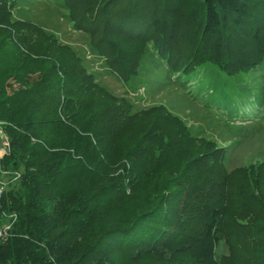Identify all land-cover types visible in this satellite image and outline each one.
Here are the masks:
<instances>
[{
    "label": "trees",
    "instance_id": "trees-1",
    "mask_svg": "<svg viewBox=\"0 0 264 264\" xmlns=\"http://www.w3.org/2000/svg\"><path fill=\"white\" fill-rule=\"evenodd\" d=\"M16 1L0 0V122L9 144L0 168L18 175L0 192V228L11 216L0 264H116L121 249L131 259L155 250L227 264L217 253L230 207L227 182L242 171L228 173L224 150L162 106L134 111L113 96L53 34L11 21ZM61 5L72 29L121 80L136 73L149 42L172 74L190 76L204 64L226 76L264 69V0ZM190 38L191 50L184 46ZM8 79L18 85L9 92ZM157 163L169 167L160 192L145 210H125L126 191L151 180ZM194 172L202 177L191 178Z\"/></svg>",
    "mask_w": 264,
    "mask_h": 264
},
{
    "label": "rangeland",
    "instance_id": "rangeland-1",
    "mask_svg": "<svg viewBox=\"0 0 264 264\" xmlns=\"http://www.w3.org/2000/svg\"><path fill=\"white\" fill-rule=\"evenodd\" d=\"M61 3L62 0H17L10 19L32 22L56 36L60 44L71 48L82 59L100 86L128 102L134 111L162 106L181 120L191 134L222 148L226 171L242 173L235 172L228 177L230 207L222 220L223 239L217 253L227 264H264V208H260L261 204L264 205V69L257 68L247 75L226 76L216 67L204 64L190 76L172 74L164 61L154 54L149 42L136 73L121 80L93 54L85 34L72 29ZM191 40L184 45L190 50ZM238 44L242 45V41ZM128 57L129 53H123L122 58L127 60ZM7 84L10 86L8 92L18 87L11 79ZM152 120L149 118L143 122L149 124ZM2 126L0 122V153L1 144L8 141ZM126 135L129 136L124 134L116 143L123 145ZM168 168L161 163L150 167L151 171L155 170L153 178L126 191L128 205L125 210L135 214L148 208L146 203L151 201L152 195L160 192L158 181L168 173ZM190 176L197 180L202 177L197 172ZM14 179L12 171L0 168V190L8 188ZM256 181L258 185H255ZM8 219L9 216H5L2 226ZM154 251L145 257L138 255L131 259L128 251L121 249L113 253V259L116 264H194L184 257L170 256V252Z\"/></svg>",
    "mask_w": 264,
    "mask_h": 264
},
{
    "label": "built area",
    "instance_id": "built-area-1",
    "mask_svg": "<svg viewBox=\"0 0 264 264\" xmlns=\"http://www.w3.org/2000/svg\"><path fill=\"white\" fill-rule=\"evenodd\" d=\"M2 145V148H1V153H0V155L1 156H3V155H5V154H7V151H8V141L6 142V140H4V142L1 144ZM1 156H0V158H1ZM18 177V175L17 174H15L14 175V178L16 179ZM0 192H1V190H0ZM11 218V216H9V219ZM8 228H9V224H6V225H4V226H2L1 228H0V237H3L4 235H5V233H6V231L8 230Z\"/></svg>",
    "mask_w": 264,
    "mask_h": 264
}]
</instances>
